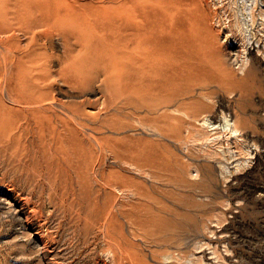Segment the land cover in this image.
I'll return each mask as SVG.
<instances>
[{"label": "bare ground", "instance_id": "obj_1", "mask_svg": "<svg viewBox=\"0 0 264 264\" xmlns=\"http://www.w3.org/2000/svg\"><path fill=\"white\" fill-rule=\"evenodd\" d=\"M214 30L206 0H0V166L9 182L40 184L45 218L66 221L90 264H149L137 240L166 241L173 223L157 206L174 198L172 143L207 119L212 85L250 77ZM227 121L232 133L244 123ZM0 201L29 225L35 208ZM45 236L31 233L43 249Z\"/></svg>", "mask_w": 264, "mask_h": 264}, {"label": "rangeland", "instance_id": "obj_2", "mask_svg": "<svg viewBox=\"0 0 264 264\" xmlns=\"http://www.w3.org/2000/svg\"><path fill=\"white\" fill-rule=\"evenodd\" d=\"M206 8L218 34L220 54L238 52L232 69L241 78L245 72L250 77L242 88L212 85L203 97L208 121H192L193 126L172 143L178 164L167 188L174 190V198L158 197L157 212L173 224L163 232L165 242L156 246L149 237L137 240L139 250L149 264H264V2L206 0ZM57 95L65 99L60 92ZM236 114L244 123L232 133L225 121ZM134 173L129 175L147 181ZM6 196L23 212L36 211L26 225L0 201V264H90L75 250L66 221L59 228L57 218H45L48 195L38 182L34 186L22 180L9 182L0 166V199ZM39 214L44 224L36 217ZM37 228L46 235L45 249L32 241L31 233Z\"/></svg>", "mask_w": 264, "mask_h": 264}]
</instances>
